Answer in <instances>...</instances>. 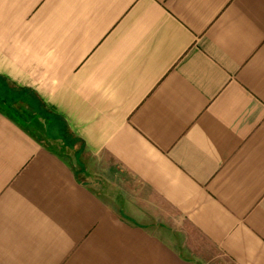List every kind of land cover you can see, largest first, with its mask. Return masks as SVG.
<instances>
[{
    "label": "crops",
    "instance_id": "1",
    "mask_svg": "<svg viewBox=\"0 0 264 264\" xmlns=\"http://www.w3.org/2000/svg\"><path fill=\"white\" fill-rule=\"evenodd\" d=\"M0 79L86 152L0 104V264H264V0H0Z\"/></svg>",
    "mask_w": 264,
    "mask_h": 264
},
{
    "label": "rangeland",
    "instance_id": "2",
    "mask_svg": "<svg viewBox=\"0 0 264 264\" xmlns=\"http://www.w3.org/2000/svg\"><path fill=\"white\" fill-rule=\"evenodd\" d=\"M5 86H6L5 83L0 82V89H4ZM1 93L2 92L0 91V95H2ZM27 98L28 100L32 99L31 96H28ZM27 102L28 101H26L23 98L13 103L15 111L12 110L11 113L14 115V117L18 121L30 127L36 134H38L42 139H44V141H46L50 146H52L58 152L62 153L72 163V165H74L76 169H78L79 172H82L80 167H81V164L84 163L82 159L85 157L86 152L84 148L82 147V144L80 143V141L72 137L66 138L67 140L66 142H62L60 140L54 141L50 139L47 133L45 132V124L43 122V119L37 113H35L34 109H32L27 104ZM0 104L3 105L1 103V100H0ZM60 133L63 134V130L60 131ZM52 134H55L54 130ZM81 175L84 176L83 173H81ZM101 186L102 184H100V187Z\"/></svg>",
    "mask_w": 264,
    "mask_h": 264
},
{
    "label": "trees",
    "instance_id": "3",
    "mask_svg": "<svg viewBox=\"0 0 264 264\" xmlns=\"http://www.w3.org/2000/svg\"><path fill=\"white\" fill-rule=\"evenodd\" d=\"M0 82L6 84L4 89H0V91L2 92V95H0V100L3 104L2 106L6 110H8L10 113L12 110L15 111L13 103L19 99L24 98L26 101H28L27 104L32 109H34L35 113H37L42 119L45 120L46 133L49 137L57 138L62 136L64 137L65 141H67L66 138L72 137L69 130L65 127V124L62 119L52 113L35 94H32L27 90H23L13 85H10L4 79H0ZM28 96H31L32 99L28 100ZM61 129L63 130V134L60 133V131H62ZM53 130L55 131V134H52Z\"/></svg>",
    "mask_w": 264,
    "mask_h": 264
}]
</instances>
